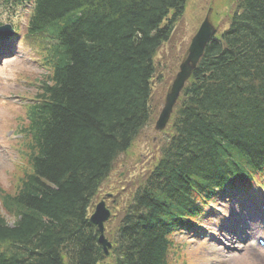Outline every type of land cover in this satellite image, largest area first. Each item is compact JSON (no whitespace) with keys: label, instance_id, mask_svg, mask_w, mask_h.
Masks as SVG:
<instances>
[{"label":"trees","instance_id":"1","mask_svg":"<svg viewBox=\"0 0 264 264\" xmlns=\"http://www.w3.org/2000/svg\"><path fill=\"white\" fill-rule=\"evenodd\" d=\"M187 1L36 0L26 34L49 40L50 71L29 109L31 170L1 197L16 219L0 213V264H169L181 216L264 171V0H231L159 156L118 210L109 255L99 242L88 208L117 157L153 126L156 84L171 80L155 59Z\"/></svg>","mask_w":264,"mask_h":264},{"label":"rangeland","instance_id":"2","mask_svg":"<svg viewBox=\"0 0 264 264\" xmlns=\"http://www.w3.org/2000/svg\"><path fill=\"white\" fill-rule=\"evenodd\" d=\"M228 1L231 5H234L231 0H188L185 8V12L180 21L176 24L175 32L169 42L160 50L158 57L155 61L160 62L162 60L163 68L165 71V77H169L179 64L180 59L184 51L188 48L192 36L197 31L199 25L203 21L204 17L210 11L211 21L218 30L224 29L227 22V14L230 12V6H226ZM2 14V13H0ZM4 14V13H3ZM8 16V14H7ZM18 22L25 20V16L18 17ZM14 21V20H12ZM36 45L35 41H31ZM18 48L27 54L28 48L25 43L19 42ZM19 57L9 58L3 65H0V72L6 77L0 74V91L8 90L14 92H27L30 95L35 94L33 87H29L30 81H32L39 72L38 68H35V62L27 61V56L23 60ZM162 70V69H160ZM27 79L30 83H19L18 79ZM20 81V80H19ZM21 82V81H20ZM166 86L156 84V101L154 103L155 114L159 111L162 104L163 93L166 90ZM162 95V96H161ZM0 100V184L7 191L14 190L16 184L15 178L12 180L10 172L14 171L15 163H18L20 157V164L25 163V159L22 156L25 146L20 145V151L18 152L19 143L15 142V139L10 137V131L15 128L13 117L17 113V109L2 103ZM169 125L164 132L156 133L153 130V126L149 125L142 131L128 148V150L117 157V161H114V168L110 172L109 177L102 183L101 187L94 198V203L100 202L101 199L105 200L107 207L112 215L113 223L116 222L114 215L118 214V210L122 206H126L130 199V193L134 190L137 183L141 181L146 171L152 167L156 161V154H159L158 148L163 143L165 137L168 136ZM152 136H157L155 141L152 140ZM27 167V166H26ZM22 167L17 166V169L13 172L15 174H21ZM125 189L122 197L120 189ZM117 191L119 193L117 194ZM106 193H110L109 196ZM225 205H233L235 200L227 199L224 201ZM222 202L217 203L215 208H222ZM5 207L0 202V213L6 217L8 222L12 224L16 217L13 218L10 214H7ZM202 227L208 231L212 226L211 221L205 220L202 222ZM244 232H249V226L246 225L242 228ZM114 230L105 231V236L109 240L113 238ZM245 234V233H244ZM232 236V235H229ZM193 238V234L183 233L180 236H174V241L178 245L176 253L174 248L168 255L169 264H258L253 260H248L244 254H241L242 243L240 242L241 235L235 236L232 241H227L226 238L221 236L218 240L209 241L206 238H200L195 235L194 242L190 241ZM105 264H113L110 259L105 261ZM260 264V263H259Z\"/></svg>","mask_w":264,"mask_h":264},{"label":"water","instance_id":"3","mask_svg":"<svg viewBox=\"0 0 264 264\" xmlns=\"http://www.w3.org/2000/svg\"><path fill=\"white\" fill-rule=\"evenodd\" d=\"M215 33V28L211 24L209 17L207 16L201 26L199 27L197 33L193 37L191 44L188 48V53L186 58L180 65V71L175 77L170 90L167 93L165 104L159 118L156 122V128L162 129L166 126L167 122L170 119L171 112L173 110L174 104L180 94L182 87L185 84L186 79L190 76L192 70L196 67L199 58L202 56L204 49ZM109 215L108 210L105 208L103 202L98 204L95 214L91 217L92 221L99 225L100 229H103V220L106 219ZM100 240L104 244L106 249V242L104 236H100Z\"/></svg>","mask_w":264,"mask_h":264},{"label":"bare ground","instance_id":"4","mask_svg":"<svg viewBox=\"0 0 264 264\" xmlns=\"http://www.w3.org/2000/svg\"><path fill=\"white\" fill-rule=\"evenodd\" d=\"M234 6H235V4L230 6V12H231L232 9H234V8H233ZM230 12H229V13H230ZM229 13H228V14H229ZM32 124H33V122H31V124L29 125V129H31V127L33 128V125H32ZM261 262L264 264V258L261 259ZM258 264H259V263H258Z\"/></svg>","mask_w":264,"mask_h":264}]
</instances>
